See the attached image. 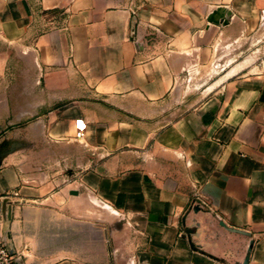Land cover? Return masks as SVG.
I'll use <instances>...</instances> for the list:
<instances>
[{"label": "crops", "instance_id": "1", "mask_svg": "<svg viewBox=\"0 0 264 264\" xmlns=\"http://www.w3.org/2000/svg\"><path fill=\"white\" fill-rule=\"evenodd\" d=\"M217 8L228 25L207 23ZM213 33L260 69L162 124L182 58ZM32 110L42 141L81 129L99 158L54 194L0 166L15 264H264V0H0V143L28 144Z\"/></svg>", "mask_w": 264, "mask_h": 264}, {"label": "rangeland", "instance_id": "2", "mask_svg": "<svg viewBox=\"0 0 264 264\" xmlns=\"http://www.w3.org/2000/svg\"><path fill=\"white\" fill-rule=\"evenodd\" d=\"M253 49L243 40L234 41L213 33L208 37L206 45L188 52V55L182 58L180 70L175 76L171 98L167 101V106L162 109V116H158L163 118L162 124L170 121L171 115L174 120L196 103L210 97L226 81L234 80L242 73L257 72L261 64L254 63ZM15 60L16 68L26 70L29 74L31 85L35 80V70L30 64L26 65ZM21 81L24 82V79H18L17 83L20 85ZM17 98L20 99L19 96ZM30 98L36 99V96ZM150 112L151 115L161 114V110ZM22 113L24 112L20 110L12 111L13 121L19 119ZM27 119L25 122L29 125L28 144L20 143L19 130L12 132L10 141L0 143V149L6 151L4 153L7 156L0 166L15 168L20 177L30 184L29 186L34 185L35 188L41 189L42 193H57L69 185L73 173L80 175L85 167L98 160L97 154L82 141L73 145L42 141V132H38L36 125L35 110L28 112ZM26 132L23 128V134ZM115 225L114 228L112 227L114 233L116 229H122L121 224Z\"/></svg>", "mask_w": 264, "mask_h": 264}, {"label": "water", "instance_id": "3", "mask_svg": "<svg viewBox=\"0 0 264 264\" xmlns=\"http://www.w3.org/2000/svg\"><path fill=\"white\" fill-rule=\"evenodd\" d=\"M228 17L229 12L226 11L224 8H217L214 10L208 17L207 23L212 25H221L226 26L228 25ZM134 31L132 30V34ZM76 191H72L70 195H77ZM1 215L3 223L6 221H10L11 219V206L8 198H3L1 202ZM4 230V228H3ZM6 236V235H5ZM7 241V239H6Z\"/></svg>", "mask_w": 264, "mask_h": 264}, {"label": "built area", "instance_id": "4", "mask_svg": "<svg viewBox=\"0 0 264 264\" xmlns=\"http://www.w3.org/2000/svg\"><path fill=\"white\" fill-rule=\"evenodd\" d=\"M82 130L78 129L76 131L74 139L77 141H81L82 139ZM2 199L0 200V205H1ZM15 259L11 255L8 247H7V241H6V236L5 232L3 230V220H2V215L0 212V264H15Z\"/></svg>", "mask_w": 264, "mask_h": 264}, {"label": "snow or ice", "instance_id": "5", "mask_svg": "<svg viewBox=\"0 0 264 264\" xmlns=\"http://www.w3.org/2000/svg\"><path fill=\"white\" fill-rule=\"evenodd\" d=\"M82 126V125H81Z\"/></svg>", "mask_w": 264, "mask_h": 264}]
</instances>
